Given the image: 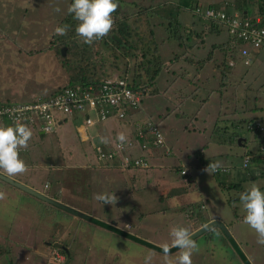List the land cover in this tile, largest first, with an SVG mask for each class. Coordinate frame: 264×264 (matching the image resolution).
<instances>
[{
  "label": "rangeland",
  "instance_id": "374dc122",
  "mask_svg": "<svg viewBox=\"0 0 264 264\" xmlns=\"http://www.w3.org/2000/svg\"><path fill=\"white\" fill-rule=\"evenodd\" d=\"M49 1L34 0L33 5L47 9ZM51 3L59 11L48 12L52 13L48 17L45 11L24 14L10 11L9 6L0 3V101L26 103L51 95L66 83L55 52L43 48L50 46L51 33L60 21L56 19L62 18L60 10H67L69 0ZM128 4L124 13L148 5L140 0ZM164 4L163 10L155 3L148 6L147 13L162 63L160 70L153 85L142 91L145 94L138 108L129 113V123L114 121L116 129L121 128L118 135L125 136L132 131L131 122L136 118H150L163 138L159 165L135 171L134 178L124 173L128 191L125 197L123 192L120 194L123 187H119L123 182L114 180L119 172L110 176L108 183L104 181L93 149L88 141L80 140L85 135L75 131V119L68 117L59 124L55 122L54 130L38 135L39 139L34 135L31 149L22 157L28 165L27 172L12 177L47 194L57 191L65 205H74L72 208L85 210L90 216L136 233L161 248L171 243L169 232L173 226L194 229L195 224L212 217L225 226L235 246L218 226L209 227L193 237L199 250L192 256V264H264V246L257 244L255 232L243 222L245 212L239 200V194L253 181L264 190V162L253 158L259 143L242 122L247 117L264 115V106L251 108L256 103L253 98L258 86L264 83V52L258 53L259 62L254 59L249 65L236 64L233 69L237 73L228 75L222 59L229 49L224 42L226 32L203 34L200 22L190 12L177 10L172 2ZM191 20L196 23L195 28L190 26ZM3 31L7 35H2ZM194 33H198L196 37ZM202 59L205 62L200 65ZM110 61H96V65L105 68L109 75L120 74L123 64L115 62V69ZM199 67L202 69L196 75ZM224 72L227 75L222 76ZM152 89H156L153 94ZM111 121L90 129L94 143L106 139L107 131L101 126ZM241 138L246 146L238 145ZM165 143L171 151L164 157ZM212 146L216 151L210 156ZM244 147L254 152L246 168L241 166L243 154L248 151ZM216 162L221 165L219 170L227 171L208 173V165ZM183 165L187 170L184 176L179 174ZM152 172L158 177L165 175L174 183L163 185V181L153 180ZM112 191L117 197L114 205L95 199L98 193ZM0 192L5 193V198L0 199V264H145L149 256V264H175L179 255L176 249L165 257L163 251L126 240L1 179ZM188 205L194 211L192 216ZM130 208L132 216L125 213L127 218L117 213ZM136 214L143 217L137 219ZM63 248L66 252H59Z\"/></svg>",
  "mask_w": 264,
  "mask_h": 264
},
{
  "label": "built area",
  "instance_id": "2783aa9c",
  "mask_svg": "<svg viewBox=\"0 0 264 264\" xmlns=\"http://www.w3.org/2000/svg\"><path fill=\"white\" fill-rule=\"evenodd\" d=\"M192 12L195 16L224 29L234 43L235 52L243 65H249L260 51L264 52V23L260 16L249 18L199 3L192 7ZM234 64V60L226 61L227 67ZM84 84L74 83L51 95L38 96L26 103L0 101V123L10 124L19 116L32 129V138L36 135L37 139L40 134L52 132L55 122L59 124L71 117L76 122L75 131L85 135V138L80 140L89 142L94 158L99 164L113 165L121 170L147 168V159L136 155V150L146 152L152 147L163 145L161 133L150 119L132 121V131L124 136L123 142L119 139L121 135H118L108 142L98 140L94 143V136L90 135L91 128L94 129L105 121H126L129 113L138 108L143 90H132L126 78L117 75L103 78L97 85L89 82ZM255 127L263 130V126L258 122ZM247 128L250 129L251 125ZM27 150H21L20 153ZM258 152L264 155L263 145L259 146ZM249 159V155H244L242 166H246ZM184 173L185 170L181 169L180 174Z\"/></svg>",
  "mask_w": 264,
  "mask_h": 264
},
{
  "label": "trees",
  "instance_id": "16d2710c",
  "mask_svg": "<svg viewBox=\"0 0 264 264\" xmlns=\"http://www.w3.org/2000/svg\"><path fill=\"white\" fill-rule=\"evenodd\" d=\"M262 2V9L259 10L261 12L264 11V0H262ZM70 3L71 0H69V4ZM197 3H199L198 0H194V2L183 0V5L185 4L191 13H193L192 7ZM148 12L149 7L147 6H139L135 8L134 12L131 13H123L117 9V11L113 14L115 18V24L112 32L103 39L94 41L92 45H87L84 44L81 38L76 35L75 25L77 21H75L66 10V13L60 19L58 25L68 24L71 26L67 35H56L53 30L51 33V39L49 40L50 46L43 48L47 50H53L55 52L57 60L64 69L66 75V83L59 89H56V91L64 87L72 86L74 83H81L82 85H85L84 83L89 82L97 85L101 79L111 76L108 74L109 72H107V70L105 71V68H102V66L97 67L96 65L98 62L103 63V60L107 59H111L110 63H112L115 69L118 67V64L115 62H121L123 64L122 70H120L121 73L113 75L126 78L132 90L140 89L144 91L148 87H151L162 63L157 55L158 51L153 40L151 24L147 14ZM132 22L134 26L131 25ZM179 36L181 38V35ZM61 47L64 48L63 55H61L60 52ZM105 52L106 54H104ZM152 90L153 91H151V94L155 93L156 89ZM146 118L150 119L148 117ZM260 121L261 120H258L257 118H249L245 120L244 123L246 127L251 125V128H247V130L253 132L254 136L260 137L258 138L259 146H264V127L262 131L255 127V123H260ZM101 124L102 123L98 124L97 127H99ZM32 142L33 138L30 140V144ZM259 146L255 152L261 157H264V155L258 152ZM252 154H254V152L249 150L244 152L243 155H249L251 159ZM253 158L256 159L255 156ZM248 163L246 166H242V164L241 166L246 168ZM219 171L225 172L227 169L220 168ZM219 171H217L216 174ZM187 207L190 209L189 216H192L194 214L192 206L188 205ZM200 207L202 208V205ZM205 221L200 224H195L196 226L194 228L202 226ZM123 236L126 239H130L132 242H138L136 241V238H130L125 234ZM140 244L147 246L143 243ZM150 248L155 249V247ZM176 249L177 248L170 249V252ZM65 250L66 249L63 248L60 249L59 252L65 253ZM245 262L247 263V261Z\"/></svg>",
  "mask_w": 264,
  "mask_h": 264
},
{
  "label": "clouds",
  "instance_id": "9594fccd",
  "mask_svg": "<svg viewBox=\"0 0 264 264\" xmlns=\"http://www.w3.org/2000/svg\"><path fill=\"white\" fill-rule=\"evenodd\" d=\"M119 7V0H71L67 8L69 15L77 21L75 33L82 42L92 45L108 36L114 27V13ZM59 11V9H55ZM71 26L58 25L54 32L56 35H67ZM32 129L27 122L19 116L10 124L0 123V169L8 176H15L27 172L28 165L21 157V150H27L32 139ZM123 142L125 137L120 136ZM221 167L219 162L209 164L206 171L216 172ZM5 198V193L0 192V199ZM95 199L100 203L114 205L117 197L114 192L98 193ZM239 200L245 212L243 222L251 228L257 237V244L264 246V190L256 182H251L249 187L239 194ZM193 232L187 226L175 225L170 229V244L162 246L165 257L170 255L171 248L179 249L175 264H192V256L197 252L198 245L193 239ZM151 256L147 257L145 264H149Z\"/></svg>",
  "mask_w": 264,
  "mask_h": 264
},
{
  "label": "crops",
  "instance_id": "0c3cea01",
  "mask_svg": "<svg viewBox=\"0 0 264 264\" xmlns=\"http://www.w3.org/2000/svg\"><path fill=\"white\" fill-rule=\"evenodd\" d=\"M51 2L53 1V0H50ZM49 1V2H50ZM135 1L136 0H119V7H118V10L119 11H121V12H123L124 13V11L126 12V10H127V7L126 6H128L129 4L128 3H131V2H133V4H135ZM50 2V6H47V7H49V8H44V9H42V8H40V7H38V5H33L34 4V0H10V2H9V0H0V3H1V6H3V5H5V6H9V10L10 11H20V12H24V14L26 13V12H30V11H45V12H47V15H45L46 17H48L50 14H52L53 13V11H55V9H57V8H55V7H53V5H52V3ZM140 2L141 3H144V4H148L147 5V7L148 6H151L152 4H158V9H161V10H163V6L165 5L164 3L165 2H168V4L170 3V2H172L173 4H174V6L176 7V9L177 10H184V11H188V12H190V10L185 6V4L183 5V0H155L154 1V3H152L153 2V0H151V2L149 3L148 1H143V0H140ZM198 2L199 3H201V4H203V5H213V6H215V7H217V8H220V9H222V10H224V11H226V12H228V13H235V14H240V15H242V16H246V17H249V18H253V17H255V16H260L261 17V19L263 20V23H264V11L263 12H261V11H259L260 9H262V6H263V2H262V0H198ZM7 3V4H6ZM164 4V5H163ZM32 5V6H31ZM137 8V7H136ZM150 9V8H149ZM63 12V14H62V17L64 16V14H65V12L66 11H64V10H60V12ZM48 12H52V13H48ZM128 13H130V12H128ZM190 14L192 15V17L194 18V19H198V21L200 22V25L202 26V28H203V30L201 31V32H204L203 34H218V32H220V31H224V29L223 28H221L220 26H218L217 24H213V23H209V22H207V21H205V20H202V19H199V18H197V17H195V16H193V14L190 12ZM177 15H179V12H178V14ZM59 16H61V15H59ZM8 18H10V17H8ZM22 18H24V16L22 17ZM59 21L60 20V18L59 19H56V21ZM177 24L180 26V28L182 27V24L179 22V21H177ZM194 25H196V23L193 21V20H191L190 21V26L191 27H193V28H195V26ZM200 30V29H199ZM0 31H2L1 29H0ZM3 33H4V35H7L6 34V32H1V34L3 35ZM196 34H198V33H194L193 35L196 37ZM226 39L224 40V42H226V45H228L227 47L230 49V46L231 45H233L234 43L232 42V40L229 38V36L226 34ZM200 38V37H199ZM201 39V41L203 40V38H200ZM223 42V43H224ZM222 45V44H221ZM215 46V45H214ZM234 47V46H233ZM228 49V50H229ZM226 51L225 53H224V57L222 58L223 59V68L224 69H226V71L228 72V75H235L236 73H237V71L238 70H235V69H233L234 68V66L236 65V64H240L241 62H240V57H238V55H237V52H235V50L234 51H232V52H230V53H228L229 51ZM258 56H259V54L258 55H256L254 58H253V60L254 59H257L258 58ZM207 59V58H206ZM227 60H234L235 61V64H234V66H232V67H230V68H226L227 66H226V64H225V62L227 61ZM252 60V61H253ZM254 61H256V60H254ZM191 62H192V59H191ZM205 61H204V59H202V60H200V65L201 64H203ZM257 62H259L258 61V59H257ZM260 62H262V61H260ZM197 63V62H196ZM202 68L201 67H199L198 68V71H197V73H196V75H198L199 74V71L201 70ZM225 71V70H224ZM222 72V71H221ZM235 73V74H234ZM225 75H227V73L226 72H224L223 74H222V76H225ZM240 78H242V76H240ZM225 82L226 81H224L223 82V86H225ZM258 92H257V94H256V96L253 98V101H255L256 103H254V104H252V106H251V108H261L262 106H264V83L263 84H260L259 86H258ZM1 100V99H0ZM204 103H202L201 104V106L203 105ZM224 106V105H223ZM225 110H226V107H225ZM249 118H257L258 120H261L260 121V123H261V125L264 127V115H262V116H259V117H247V118H244V119H242V122H245V120H247V119H249ZM137 120H140L139 118H136ZM101 127H104L105 129H106V131H107V137H106V139H107V141H109L110 140V138H113L114 139V137L115 136H118V134H120V130H121V128L120 129H116V124H114V121H111V122H107V123H105V124H103ZM204 130L205 129H203V132H204ZM40 138V137H39ZM38 138V139H39ZM258 138H260V137H258V136H255V140L259 143V139ZM106 139H103V141L104 140H106ZM112 140V139H111ZM240 141L238 142V145H240V146H246V143H245V140L244 139H239ZM165 145H166V143H165ZM164 145V146H165ZM161 147H163V145L161 146ZM213 148H214V150L212 151V152H210V156L211 155H213V153L216 151V148H215V146H212ZM159 148L160 147H152L150 150H148V151H138V150H136V155H139V156H144L146 159H147V162H148V164H147V168H145V169H126V170H121V169H119V168H117V167H115V166H113V165H98L99 166V168H100V170L102 171V177H103V179H104V181L105 182H107L108 183V178L110 177V176H112V175H114V173L115 172H119L118 174H116L115 176H112V177H115V183L116 182H118V181H122L123 182V184H120L119 185V187H123V188H121V191H120V194H122V192H123V195L125 196V197H128V191L127 190H125V182H124V173H129V175H132L133 176V178L135 177V174H134V172L135 171H145L146 169H148V168H150V167H155V166H158L159 164L157 163L159 160H160V155L158 154L159 153ZM31 149V147H29V149H28V151L27 152H25V153H20V155H21V157H23L24 155H27L28 154V152H29V150ZM207 149H209L208 147H207ZM248 148L247 147H244V150H247ZM170 151H171V148H169L167 145H166V148H164V150H163V156L165 157L166 155H168L169 153H170ZM248 151H249V149H248ZM216 155H217V153H215ZM258 155V154H257ZM255 155V157H256V159L255 160H257L258 162H264V157H261L260 155ZM210 156H209V158H210ZM216 157V156H215ZM150 161V162H149ZM156 163V164H155ZM203 163V162H202ZM169 165H171L172 164V162H169L168 163ZM165 165V164H164ZM164 165H162V167L164 166ZM47 166H50V165H47ZM43 167H45V165L43 166ZM183 167H184V165H183ZM181 167L183 170H185V173L184 174H180V171H179V174L180 175H182V176H184L186 173H187V170H186V167ZM180 169V168H179ZM181 170V169H180ZM0 173H2V174H4V175H6V176H8L6 173H4V172H1L0 171ZM152 174H154L155 176H154V178H153V180L155 179V180H159V181H163V183H161V184H163V185H167V183L168 182H173L174 183V181H172V180H170L167 176H165V175H162L161 177H158L157 176V174H155L154 172H152ZM8 177H10L11 179H13V180H16V178L15 177H12V176H8ZM161 179V180H160ZM135 179H133V181H134ZM16 181H18V180H16ZM18 182H20L21 183V181H18ZM22 184H24V185H26L27 187H30V188H32V189H34V190H36V191H38V192H40V193H42V194H44V195H46V196H48V197H50V198H52V199H54V200H57V201H59V202H61V203H63V204H67V203H64L59 197H58V193H57V191H54L53 192V194L51 195V194H47V193H44V192H42V191H39V190H37L36 188H34L33 186H31V185H29V184H27V183H22ZM161 184H159V186H161ZM10 185V184H9ZM47 187L45 184H43V187ZM172 188V187H171ZM19 189V188H18ZM20 190V189H19ZM124 190V191H123ZM139 190H141V191H143V189H139ZM22 191V190H21ZM23 192V191H22ZM95 194V193H94ZM174 195V194H173ZM173 195H172V197H173ZM42 201V200H41ZM141 201H142V197H141ZM140 201V202H141ZM44 202V201H43ZM46 203V202H45ZM119 203L121 204L122 203V201L121 200H119ZM70 206H74V205H70ZM76 209H78V210H80V211H82L83 213H85V214H87V211H85V210H82V209H80V208H78V207H75ZM132 210H133V208H130V209H127V210H122V211H117V213H119L120 212V214L124 217V218H127L126 216H124V214L125 213H127L128 215H131L132 216ZM88 215H90V214H88ZM137 215V219H141L143 216H142V214H136ZM92 216V215H91ZM108 216H109V220H112V216H110V214H108ZM97 218V217H96ZM98 219V218H97ZM212 219V217H209L208 218V220L207 221H210ZM101 221H103V220H101ZM207 221H205V223L207 222ZM91 223H93V222H91ZM93 224H95V223H93ZM95 225H97V224H95ZM97 226H99V225H97ZM99 227H101V226H99ZM114 227V226H113ZM200 227V226H199ZM101 228H103V229H106V230H108V231H110V232H112V233H114V234H116V235H118V236H120V237H122V238H124V236L123 235H121V234H118V233H116V232H114L113 230H110V229H107V228H105V227H101ZM114 228H116V229H118V230H120V231H123L124 233H127V234H130V235H132V237L133 238H138V239H141V240H144L145 242H147V243H149L150 245H152V246H154V247H158V248H161V247H159V246H157V244H155V243H153V242H150V241H148V240H146L145 238H142L141 236H137L136 235V233H129L128 231H126V230H122V229H119V228H117V227H114ZM194 230H196L195 228L193 229H190V231H194ZM126 239V238H125ZM126 240H129V241H131L130 239H126ZM146 247H148V246H146ZM148 248H150V247H148ZM150 249H152V248H150Z\"/></svg>",
  "mask_w": 264,
  "mask_h": 264
},
{
  "label": "water",
  "instance_id": "95a60500",
  "mask_svg": "<svg viewBox=\"0 0 264 264\" xmlns=\"http://www.w3.org/2000/svg\"><path fill=\"white\" fill-rule=\"evenodd\" d=\"M60 52H61V55L64 54V48L63 47L60 48ZM0 179L3 180L4 182L16 187V188H19L20 190H22V191H24V192H26L32 196L48 203V204H51V205L58 207L62 210H66L67 212H69L73 215H76V216H78L84 220H87L89 222H93V223H95L101 227H105L107 229L113 230L114 232H116L118 234H123V235L125 234L126 236L133 238L132 235L124 233L123 231H120V230L114 228L113 225H110L109 223H105L101 220H98L95 217H92L88 214H85V213L79 211V210H76L72 207H69V206H67V205H65V204H63L57 200H54V199H52V198H50V197H48L42 193L30 188V187H27L26 185H24V184H22L16 180L11 179L10 177H8L2 173H0ZM212 226H218L222 230V232L225 234V236L229 239V241L231 243H233V245L235 246V243L233 242L230 235L228 234L225 226L219 220H216V219L210 220V221L204 223L202 226L198 227L196 230L192 231L194 233L193 237L198 236L200 233H202L203 231H205L206 229H208L209 227H212ZM136 241L143 243L147 246L154 247V246L150 245L149 243L145 242L144 240L136 238ZM155 248L163 251V248H158V247H155ZM171 249H173V248H171Z\"/></svg>",
  "mask_w": 264,
  "mask_h": 264
}]
</instances>
